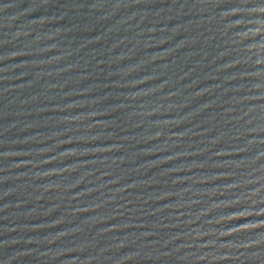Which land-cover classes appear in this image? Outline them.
Listing matches in <instances>:
<instances>
[{"label":"water","instance_id":"obj_1","mask_svg":"<svg viewBox=\"0 0 264 264\" xmlns=\"http://www.w3.org/2000/svg\"><path fill=\"white\" fill-rule=\"evenodd\" d=\"M0 264H264V0H0Z\"/></svg>","mask_w":264,"mask_h":264}]
</instances>
